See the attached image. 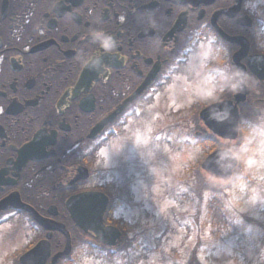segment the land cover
<instances>
[{
  "label": "flooded vegetation",
  "instance_id": "1",
  "mask_svg": "<svg viewBox=\"0 0 264 264\" xmlns=\"http://www.w3.org/2000/svg\"><path fill=\"white\" fill-rule=\"evenodd\" d=\"M93 29L114 37L112 51L92 42ZM261 56L264 0H0V264L11 255V264H41L45 253L43 264H73L77 249L104 261L136 249L108 145L152 121L157 101L171 112L190 99L173 111L183 113L184 143L198 150L190 174L206 204L250 182L245 163L264 148ZM97 57L102 66L91 70ZM237 69L248 77L238 93L230 88ZM217 103L237 108L233 139L210 128L218 117L204 111ZM215 151L218 162L204 163ZM230 153V177L215 175ZM61 226L68 252L53 260L67 244ZM38 243V254L19 262Z\"/></svg>",
  "mask_w": 264,
  "mask_h": 264
},
{
  "label": "rangeland",
  "instance_id": "2",
  "mask_svg": "<svg viewBox=\"0 0 264 264\" xmlns=\"http://www.w3.org/2000/svg\"><path fill=\"white\" fill-rule=\"evenodd\" d=\"M181 100L172 102L171 112L157 101L152 121L137 122L108 145V174L124 189L119 210L137 225L136 249L104 261L77 249L73 264H188L192 254L199 264H264V229L248 221L264 224V148L245 163L250 182L235 181L226 192L221 190L227 224L224 230L212 227L208 192L199 196L190 174L198 150L190 138L184 143L186 130L181 133L180 127L186 124L178 119L183 113L173 111L190 102ZM4 256L0 250V260Z\"/></svg>",
  "mask_w": 264,
  "mask_h": 264
},
{
  "label": "water",
  "instance_id": "3",
  "mask_svg": "<svg viewBox=\"0 0 264 264\" xmlns=\"http://www.w3.org/2000/svg\"><path fill=\"white\" fill-rule=\"evenodd\" d=\"M261 57L264 58V56H261ZM239 99H240L239 97H236V101H238ZM228 104L231 105L230 103H227V105L224 103L213 104V105L207 107L204 112L213 113L218 117V121H216V123H214V124H211V127H210L214 133H216L217 135L223 136L225 138L233 139L237 136V132H238V116H239V114H238L236 107L233 108V110L229 111V108H228L229 105ZM221 155H222L221 151H215L214 153H212L211 155H209L205 159L204 163H211L214 160L216 162H218ZM225 157H227L226 158L227 161L229 160L228 165H227V162L225 164H223V162H222V159L224 160ZM236 162H237L236 158L234 157L233 154L230 153V156L223 155V157L221 158L219 169H217V170L214 169L212 172L215 175L220 176L222 178H228V177H230L232 168L236 165ZM73 219H75V222L79 227L86 229V222L85 221L78 220L74 216H73ZM61 230L64 231L67 235V244H66L65 250L63 252H61L59 254V256L67 254V252H68L67 247H69L68 234H67L66 230L63 228V226H61ZM99 233H100L99 231H98V233L96 232L98 237H100ZM39 244L40 243L35 245V247L32 248L31 250H29L28 252L21 255L19 258V261L24 263L27 258H31V257L36 256L39 252V249H40ZM46 254L47 253H45L44 255H41L40 257H42L43 260H45ZM56 257H54L53 260H55ZM43 260H41V264H43Z\"/></svg>",
  "mask_w": 264,
  "mask_h": 264
},
{
  "label": "clouds",
  "instance_id": "4",
  "mask_svg": "<svg viewBox=\"0 0 264 264\" xmlns=\"http://www.w3.org/2000/svg\"><path fill=\"white\" fill-rule=\"evenodd\" d=\"M89 36L94 44H97L105 52H110L116 46L115 39L112 35L103 31L102 29H93L90 31ZM102 59L97 57L90 61V69L98 70L102 66ZM238 81V82H237ZM248 77L243 74L239 69L236 70L233 76V83L230 88L233 92H240L247 86ZM227 158V157H225Z\"/></svg>",
  "mask_w": 264,
  "mask_h": 264
},
{
  "label": "trees",
  "instance_id": "5",
  "mask_svg": "<svg viewBox=\"0 0 264 264\" xmlns=\"http://www.w3.org/2000/svg\"><path fill=\"white\" fill-rule=\"evenodd\" d=\"M196 182V181H195ZM197 183V182H196ZM198 185V184H197ZM223 199L220 196L214 197L213 200L209 201L206 205V212L209 221L214 228H219V230H224L226 226V207L224 206ZM255 219H250L248 221H252L253 223L259 224L264 229V224L259 222V220L253 221ZM263 243V241H261ZM188 264H199L193 254L192 257L188 260Z\"/></svg>",
  "mask_w": 264,
  "mask_h": 264
}]
</instances>
